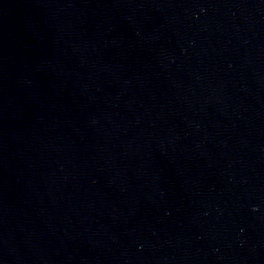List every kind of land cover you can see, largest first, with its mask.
<instances>
[{"label":"water","instance_id":"water-1","mask_svg":"<svg viewBox=\"0 0 264 264\" xmlns=\"http://www.w3.org/2000/svg\"><path fill=\"white\" fill-rule=\"evenodd\" d=\"M0 264H264V0H0Z\"/></svg>","mask_w":264,"mask_h":264}]
</instances>
